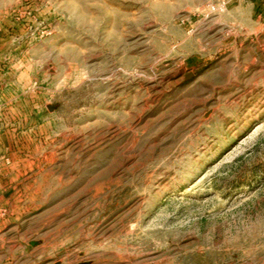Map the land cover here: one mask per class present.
Here are the masks:
<instances>
[{
  "label": "rangeland",
  "instance_id": "1",
  "mask_svg": "<svg viewBox=\"0 0 264 264\" xmlns=\"http://www.w3.org/2000/svg\"><path fill=\"white\" fill-rule=\"evenodd\" d=\"M0 264H264V0H0Z\"/></svg>",
  "mask_w": 264,
  "mask_h": 264
}]
</instances>
